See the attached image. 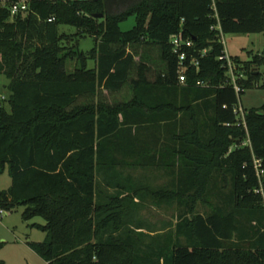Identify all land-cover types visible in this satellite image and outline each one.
<instances>
[{"label":"trees","instance_id":"obj_1","mask_svg":"<svg viewBox=\"0 0 264 264\" xmlns=\"http://www.w3.org/2000/svg\"><path fill=\"white\" fill-rule=\"evenodd\" d=\"M261 33L264 0H0V210L43 220L29 248L47 264H264V106L238 112L264 88V51L229 57L236 93L221 40ZM177 36L192 43L184 84ZM148 201L175 208L173 221H143Z\"/></svg>","mask_w":264,"mask_h":264},{"label":"rangeland","instance_id":"obj_2","mask_svg":"<svg viewBox=\"0 0 264 264\" xmlns=\"http://www.w3.org/2000/svg\"><path fill=\"white\" fill-rule=\"evenodd\" d=\"M6 1V0H2ZM135 19L133 16L126 21L120 23L119 27L122 32L133 28ZM60 35H67L72 37L71 45L77 43L78 50L82 53L88 54L94 47V39L90 36L76 37L77 31L75 28L69 26H60ZM222 43L224 46V53L226 57L238 58L240 62L244 63L250 60V53H261L264 51V33L250 34V35H223ZM69 44V45H70ZM70 45V46H71ZM92 63H88V67H92ZM264 70V65L262 67ZM9 80L6 76L0 75V100L8 111L9 107L6 103L10 95L7 88ZM264 82V76L261 77L259 84ZM264 106V88L253 87L246 90L240 96L238 103L239 116L244 111L250 109H259ZM136 180L143 179L147 184L156 188L166 182V177L160 176L155 171L132 170L130 171ZM11 185L7 169L0 175V192L6 191ZM222 192L228 193L227 189ZM218 202V200L216 201ZM215 203V202H214ZM23 207H15L11 210H4L2 217H0V262L2 264H47L39 258L28 246V242L41 243L45 238V234L35 228L32 224H44L40 218H34L28 222L22 220L21 214ZM175 208L161 204L160 206L148 201L145 207L140 211V217L146 223L155 225L160 229L164 224H169L173 221V214ZM200 212H208L207 208H201ZM1 216V215H0Z\"/></svg>","mask_w":264,"mask_h":264},{"label":"built area","instance_id":"obj_3","mask_svg":"<svg viewBox=\"0 0 264 264\" xmlns=\"http://www.w3.org/2000/svg\"><path fill=\"white\" fill-rule=\"evenodd\" d=\"M27 9V4L25 1H20L18 3H15L14 5H12V8H11V14L12 15H15L19 12H23V11H26ZM221 40H222V37H221ZM171 44L173 46V50L175 53H178L179 54V70H178V81L180 84H184L185 82V76H184V73H183V69H182V62L183 60L185 59V54L182 52H180L181 48L185 47V48H190L192 46V43L190 41H184L183 39H181L180 36H177V37H172L171 38ZM225 58L227 59V62H228V68H229V75L231 77V81H232V84L234 86V90L236 93L239 92V87L235 84V77H234V73H233V67L229 61V58L225 56ZM197 85H202V83L198 82ZM239 112V110H238ZM240 116H243L240 115ZM257 164V162H256ZM258 176H260V174H258ZM4 213L3 210H0V217H2V214Z\"/></svg>","mask_w":264,"mask_h":264},{"label":"water","instance_id":"obj_4","mask_svg":"<svg viewBox=\"0 0 264 264\" xmlns=\"http://www.w3.org/2000/svg\"><path fill=\"white\" fill-rule=\"evenodd\" d=\"M78 1H96V0H78ZM102 15H94V18H101Z\"/></svg>","mask_w":264,"mask_h":264}]
</instances>
